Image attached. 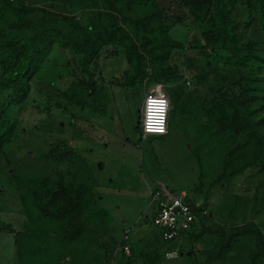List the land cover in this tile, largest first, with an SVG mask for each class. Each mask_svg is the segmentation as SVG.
I'll use <instances>...</instances> for the list:
<instances>
[{"label":"trees","instance_id":"trees-1","mask_svg":"<svg viewBox=\"0 0 264 264\" xmlns=\"http://www.w3.org/2000/svg\"><path fill=\"white\" fill-rule=\"evenodd\" d=\"M176 2L180 13L169 12L171 5L161 0H0V165L12 167L23 134L20 109L30 96L34 76L59 43L88 74L105 47L113 45L124 50L129 65L123 85L139 88L148 80L166 84L172 103L170 120L172 115L188 113L206 140L227 144L217 181L230 180L253 166L264 173V0ZM188 17L193 35L187 41L175 38L172 28ZM180 49L191 61L188 66L199 69L193 77L205 94L201 88H191L173 64V55ZM81 83V94L64 97L91 106L92 93L99 92L96 82ZM43 156L70 165L76 152L58 144ZM7 180L27 220L23 229L9 230L15 236L18 264H61L71 248L87 238L93 215L103 213L95 210V184L80 180L71 169L39 174L15 169ZM156 191H161L160 186ZM187 200L198 210L205 209ZM205 216L211 218L208 212L200 214L198 225L182 237L195 241L214 234L213 246L203 251L207 261L219 260L241 245L247 264H264L261 223L252 219L230 228L211 227L205 224ZM5 227L0 211V231ZM153 235L159 236L161 245L149 250L131 245L132 254L119 264H164L163 257L177 240H164L160 229Z\"/></svg>","mask_w":264,"mask_h":264},{"label":"rangeland","instance_id":"rangeland-1","mask_svg":"<svg viewBox=\"0 0 264 264\" xmlns=\"http://www.w3.org/2000/svg\"><path fill=\"white\" fill-rule=\"evenodd\" d=\"M161 2L171 5L169 12L173 9L180 13L176 0ZM193 31L194 25L188 17L178 22L171 33L187 41ZM187 62L191 61L186 59L184 50L173 55V64L187 84L203 91L205 88L197 85L193 77L199 69L189 67ZM128 66L124 50L109 45L97 62L90 65L91 74H88L76 65L66 48L59 43L54 45L43 68L34 76L30 96L20 109L23 134L21 145L12 156V167L7 169L4 162L0 165V211L6 226L0 231V264H18L15 236L9 230H21L27 221L19 196L7 180L8 173L15 169L39 174L68 168L78 172L80 180L95 184L98 199L95 210L103 213L93 215L87 238L73 246L61 264H99L100 261L119 264L125 255L115 249L129 228L131 245L145 246L148 250L155 244L161 245L159 236L153 235L159 232L153 219L157 209L154 201L157 181L165 182L174 192L185 193L199 206L204 205L211 215L204 217L207 226L222 224L230 228L253 219L264 229V173L253 166L230 180L217 181L227 144L206 140L205 134L198 132L194 116L172 115L167 134L150 136L153 148L149 152L129 141L130 137L138 138L132 113L141 112L147 91L155 81L148 80L139 88L123 85ZM83 81H95L99 91L92 93L91 106L71 103L64 97L74 92L81 94ZM95 106L97 110L93 109ZM58 144L76 152L70 165L44 158L43 154ZM213 238L214 234L210 233L195 241L181 237L168 249L163 263H249L241 245L219 260L207 261L203 251L213 246ZM187 252L194 257L189 259Z\"/></svg>","mask_w":264,"mask_h":264},{"label":"built area","instance_id":"built-area-1","mask_svg":"<svg viewBox=\"0 0 264 264\" xmlns=\"http://www.w3.org/2000/svg\"><path fill=\"white\" fill-rule=\"evenodd\" d=\"M172 103L167 88L162 82H154L147 91L142 108V132L145 137L162 136L168 133L170 112ZM163 115V132L148 131L149 125L157 127L159 118ZM154 201L157 209L153 219L155 225L161 230L162 237L166 241H174L181 238L184 233L192 230L199 223V216L206 215L207 210H198L197 207L187 200L186 194L181 193L173 199L164 197L162 191L154 193ZM130 228L126 229L122 241L117 245L115 252L129 256L132 254L130 244ZM169 253V252H168ZM171 255V252L169 253Z\"/></svg>","mask_w":264,"mask_h":264},{"label":"flooded vegetation","instance_id":"flooded-vegetation-1","mask_svg":"<svg viewBox=\"0 0 264 264\" xmlns=\"http://www.w3.org/2000/svg\"><path fill=\"white\" fill-rule=\"evenodd\" d=\"M135 115H137V114L134 113V115H133V113H132L133 122H134L133 127H134V130L137 132L138 138L134 140L133 138L130 137L129 141L131 143H134L138 147H142L143 149H145V151L149 152L153 148V142L150 140V137H145L143 135V132H142V110L140 113H138L137 119L135 118Z\"/></svg>","mask_w":264,"mask_h":264},{"label":"water","instance_id":"water-1","mask_svg":"<svg viewBox=\"0 0 264 264\" xmlns=\"http://www.w3.org/2000/svg\"><path fill=\"white\" fill-rule=\"evenodd\" d=\"M161 191L163 192L164 197H171L173 199H176L179 197V193L172 191L171 189L168 188L165 182L163 181H157Z\"/></svg>","mask_w":264,"mask_h":264},{"label":"clouds","instance_id":"clouds-1","mask_svg":"<svg viewBox=\"0 0 264 264\" xmlns=\"http://www.w3.org/2000/svg\"><path fill=\"white\" fill-rule=\"evenodd\" d=\"M163 120H164V117L163 115L160 116L159 118V125L160 126H157V127H152L151 125H149L148 127V131H154V132H163L164 131V128H163Z\"/></svg>","mask_w":264,"mask_h":264}]
</instances>
